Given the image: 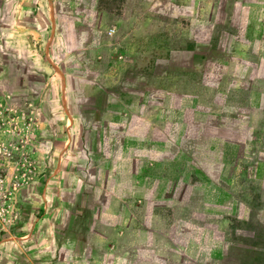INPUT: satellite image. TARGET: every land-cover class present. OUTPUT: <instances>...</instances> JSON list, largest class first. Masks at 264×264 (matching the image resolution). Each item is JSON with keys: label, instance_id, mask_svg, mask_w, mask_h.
Masks as SVG:
<instances>
[{"label": "rangeland", "instance_id": "1", "mask_svg": "<svg viewBox=\"0 0 264 264\" xmlns=\"http://www.w3.org/2000/svg\"><path fill=\"white\" fill-rule=\"evenodd\" d=\"M48 73L86 150L52 229L47 169L15 191L0 264H264V0H0V136L45 129Z\"/></svg>", "mask_w": 264, "mask_h": 264}, {"label": "crops", "instance_id": "2", "mask_svg": "<svg viewBox=\"0 0 264 264\" xmlns=\"http://www.w3.org/2000/svg\"><path fill=\"white\" fill-rule=\"evenodd\" d=\"M15 15L17 14L14 13V16ZM61 73L64 74V71L61 70ZM46 77L47 80L46 82H44L43 85L45 87L40 89L39 93L41 95L46 94L48 96V101L50 102V105L48 104V102H42L41 105L43 104V107L45 106V109L50 111L51 118L49 119H52L53 122H56L57 126L55 130H53L52 128L48 129L47 126L49 119L48 121L44 119L43 124L45 126L44 127L45 129H40V131L38 130L34 131V129L31 130L32 129L31 126L30 128L31 131L28 134V139H27L29 142V146H28L29 157L32 159L34 166H36L34 169H47V170L45 174L42 175L43 177L39 179V181L32 183L27 189H24L22 192L24 193L25 198L26 195H29L28 198L34 197L32 200L35 199L34 203L36 205L33 206H35L36 208L41 207L45 211L46 215L48 214L51 215L54 212H56L57 214L59 213L61 214L59 218H56L54 220L51 219L49 220V217L44 218L45 214H43L42 217L41 214L38 216L39 210L36 211V214L34 215L35 222H37L38 220L40 221L45 220V222L49 221L50 224H46L47 225L46 227L47 229L50 230L52 229V227L55 226L56 224L55 221L63 222L62 219L64 218L65 213L68 212L66 211L68 209H64V203L60 199H63L65 195V189L67 188V183L64 180V178L68 177L69 176L68 174L76 175L75 174L76 172H74L73 169H77V168L71 167L70 163H72L73 159L76 158V154L78 153L77 147L82 146L81 150L82 151L84 150V152L86 150V148L83 146L84 143V139L82 136L83 124L77 123L79 125V127H77L78 125L77 124L75 125L73 123V126L72 125L70 126V122H71L70 116H73L74 118L76 117L77 120L78 117H81L82 114L86 115L89 110L88 109L81 110L78 113L72 112L73 104L70 103L67 96H65V101L63 97V94L64 95L68 94L69 96V93L70 94L72 93L70 90H68L67 85L64 84V80H63L64 77L61 76V79L59 81L61 82V84H59V82L57 81L59 87H57L54 84V82L59 77V75L54 76L52 73L51 74L48 73ZM59 93L60 95H58ZM58 97H60L59 100ZM81 109H83V107ZM59 110H62L61 113L63 114L65 113L66 117L64 116L61 117L60 114L57 112ZM39 157L43 159V161L40 162L41 168L38 167L37 160ZM85 157L86 159L88 158L87 152L85 153ZM89 162L90 160H87L84 166L88 165ZM88 167L89 166H86L82 169H87ZM37 190L39 193L37 192ZM84 194L85 193H83L82 195L81 193L79 199H81L84 196ZM24 196L23 198L19 199L21 203H23L25 199ZM75 208L77 210L76 211L73 210L74 213L73 227L78 223L79 218L84 216L83 214L84 211L78 210V207ZM62 214L64 215L62 216ZM23 219L24 216L22 215V218L19 219V221L21 222L23 221ZM41 227L42 226H40V224L35 225V227L33 228L34 230L31 229L30 232L27 234L24 233L19 234L17 238L33 239V237H36L39 234L41 235V229H39ZM45 240H46V244L41 246H46V247L50 246L49 248H52L53 245H49V243L54 240L53 235L52 234L48 235L47 232V236H45Z\"/></svg>", "mask_w": 264, "mask_h": 264}, {"label": "built area", "instance_id": "3", "mask_svg": "<svg viewBox=\"0 0 264 264\" xmlns=\"http://www.w3.org/2000/svg\"><path fill=\"white\" fill-rule=\"evenodd\" d=\"M114 28L107 33H114ZM33 128L31 120L28 122L13 118L4 121L3 133L0 136V233L9 222V211L16 190L22 188L34 175L35 167L29 157L28 134ZM15 170L10 180L9 170ZM29 179V180H28Z\"/></svg>", "mask_w": 264, "mask_h": 264}]
</instances>
